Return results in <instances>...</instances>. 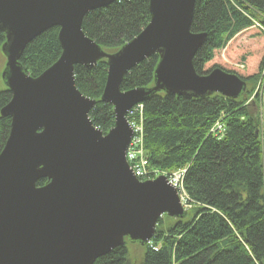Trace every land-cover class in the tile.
I'll return each instance as SVG.
<instances>
[{"label": "water", "instance_id": "water-1", "mask_svg": "<svg viewBox=\"0 0 264 264\" xmlns=\"http://www.w3.org/2000/svg\"><path fill=\"white\" fill-rule=\"evenodd\" d=\"M120 0H0L2 74L11 119L0 152V264H94L123 246L146 245L167 215L184 219L178 188L166 176L139 180L127 161L134 131L129 111L158 91L185 98L214 93L237 98L246 81L216 68L199 74L194 58L207 34L192 31L196 0H148V25L107 53L82 29L86 15ZM59 28L62 53L37 77L20 58L26 46ZM159 55L154 85L121 90L126 75ZM106 60L101 101L115 113L104 134L89 114L97 101L76 86L75 66ZM48 183L38 186L40 180Z\"/></svg>", "mask_w": 264, "mask_h": 264}, {"label": "trees", "instance_id": "trees-1", "mask_svg": "<svg viewBox=\"0 0 264 264\" xmlns=\"http://www.w3.org/2000/svg\"><path fill=\"white\" fill-rule=\"evenodd\" d=\"M150 19L148 0H120L86 15L82 29L105 52L115 53ZM257 28L264 33V0H196L192 31L207 34L194 58L196 71L221 68L245 80L246 89L237 98L158 91L128 114L142 125L151 171L186 170L189 208L184 219H160L150 243L133 244L140 249L134 257L126 241L94 264H264V37ZM58 35L59 28L48 29L26 46L19 61L27 74L37 77L59 59ZM244 35L257 40L237 58L229 45ZM5 41L0 32V50ZM158 61L153 55L135 66L121 90L152 87ZM107 75L106 60L75 66L76 86L97 101L89 116L104 134L115 124L113 106L100 100ZM11 98L6 87L0 89V152L11 129L1 109Z\"/></svg>", "mask_w": 264, "mask_h": 264}, {"label": "built area", "instance_id": "built-area-1", "mask_svg": "<svg viewBox=\"0 0 264 264\" xmlns=\"http://www.w3.org/2000/svg\"><path fill=\"white\" fill-rule=\"evenodd\" d=\"M132 110L130 111V114L132 113ZM138 111H141V110H138ZM129 122L134 131L133 138L130 142V145L127 151V160L130 164V167L133 170L135 176L138 177L139 179L141 180L154 179L156 176L162 173L160 171H151L149 169V161L145 155V151H144L143 144H142V140H143L142 125L141 123L136 124L130 121V119H129ZM217 129H221V126H217ZM181 171L183 170H180L176 173L168 175L169 182L175 187H177V179H180ZM181 197L183 201H186L187 199L186 194L181 193Z\"/></svg>", "mask_w": 264, "mask_h": 264}, {"label": "rangeland", "instance_id": "rangeland-1", "mask_svg": "<svg viewBox=\"0 0 264 264\" xmlns=\"http://www.w3.org/2000/svg\"><path fill=\"white\" fill-rule=\"evenodd\" d=\"M256 30H258L257 32L259 33V35L264 37L263 31H261L259 28H257ZM255 40H257V39H253L252 36L251 37L250 36L248 37L246 35L240 36V38H237L232 43L234 45H229V49L233 50L232 51L233 54H236L237 58H239L242 54L245 55L246 53H249V51L251 50L250 43L252 41H255ZM233 61L238 62L237 59H234ZM5 64H6V58L3 55V53L0 51V89H4L6 87L5 82L3 80V76H2V74L4 72V69H5ZM226 67L236 68V67H231L229 65H227ZM180 189H181L180 192L182 194H185V191L183 190V188L181 187ZM126 243H128L127 246H128V248L130 250V253L133 255V257L136 255V253H138V251L140 252V249H139L138 246L135 247V245L131 244L129 241H127Z\"/></svg>", "mask_w": 264, "mask_h": 264}, {"label": "bare ground", "instance_id": "bare-ground-1", "mask_svg": "<svg viewBox=\"0 0 264 264\" xmlns=\"http://www.w3.org/2000/svg\"><path fill=\"white\" fill-rule=\"evenodd\" d=\"M140 106H142V104H139ZM186 170L184 169L183 171H181V175H180V179H177V188L179 190H181L180 188H183V176L185 174Z\"/></svg>", "mask_w": 264, "mask_h": 264}]
</instances>
